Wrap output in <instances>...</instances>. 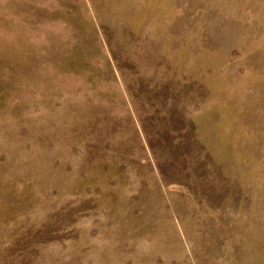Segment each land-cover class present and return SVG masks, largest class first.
I'll use <instances>...</instances> for the list:
<instances>
[{
	"label": "rangeland",
	"instance_id": "rangeland-1",
	"mask_svg": "<svg viewBox=\"0 0 264 264\" xmlns=\"http://www.w3.org/2000/svg\"><path fill=\"white\" fill-rule=\"evenodd\" d=\"M0 264H264V0H0Z\"/></svg>",
	"mask_w": 264,
	"mask_h": 264
}]
</instances>
